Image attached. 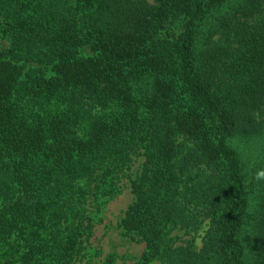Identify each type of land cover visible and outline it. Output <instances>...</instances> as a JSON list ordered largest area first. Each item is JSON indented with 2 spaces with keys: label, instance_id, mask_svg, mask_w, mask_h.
<instances>
[{
  "label": "trees",
  "instance_id": "1",
  "mask_svg": "<svg viewBox=\"0 0 264 264\" xmlns=\"http://www.w3.org/2000/svg\"><path fill=\"white\" fill-rule=\"evenodd\" d=\"M0 41V264H78L122 179L133 264H264V0H0Z\"/></svg>",
  "mask_w": 264,
  "mask_h": 264
},
{
  "label": "rangeland",
  "instance_id": "2",
  "mask_svg": "<svg viewBox=\"0 0 264 264\" xmlns=\"http://www.w3.org/2000/svg\"><path fill=\"white\" fill-rule=\"evenodd\" d=\"M3 46L4 42L0 41V47ZM139 164L140 161H135L131 171L135 172ZM118 191V194L103 204L100 212L94 211L96 220L93 225L92 235L87 241L89 246L84 252V258L78 264H106V259L110 255L115 256L114 264H133L143 253L145 245L126 236L119 226L128 206L133 201V195L126 185L125 179L120 182ZM201 229L190 235H184L181 239L185 240L195 237V246L200 247L201 234L204 227ZM182 234V231L175 233V235Z\"/></svg>",
  "mask_w": 264,
  "mask_h": 264
},
{
  "label": "clouds",
  "instance_id": "3",
  "mask_svg": "<svg viewBox=\"0 0 264 264\" xmlns=\"http://www.w3.org/2000/svg\"><path fill=\"white\" fill-rule=\"evenodd\" d=\"M259 178H264V172H262L261 174H260V177Z\"/></svg>",
  "mask_w": 264,
  "mask_h": 264
}]
</instances>
